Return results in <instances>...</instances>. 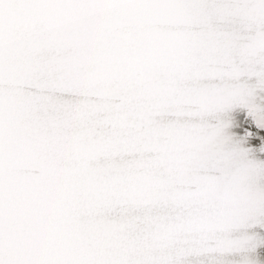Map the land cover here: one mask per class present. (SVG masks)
<instances>
[{
  "label": "snow or ice",
  "instance_id": "snow-or-ice-1",
  "mask_svg": "<svg viewBox=\"0 0 264 264\" xmlns=\"http://www.w3.org/2000/svg\"><path fill=\"white\" fill-rule=\"evenodd\" d=\"M0 264H264V0H0Z\"/></svg>",
  "mask_w": 264,
  "mask_h": 264
}]
</instances>
